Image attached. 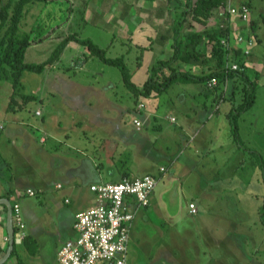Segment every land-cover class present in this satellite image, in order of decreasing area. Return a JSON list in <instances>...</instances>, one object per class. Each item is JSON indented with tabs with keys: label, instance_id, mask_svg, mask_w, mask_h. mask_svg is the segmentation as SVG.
Here are the masks:
<instances>
[{
	"label": "rangeland",
	"instance_id": "374dc122",
	"mask_svg": "<svg viewBox=\"0 0 264 264\" xmlns=\"http://www.w3.org/2000/svg\"><path fill=\"white\" fill-rule=\"evenodd\" d=\"M5 1L0 0V5ZM132 1L134 0H47L27 4L19 33L31 31L33 41L26 49L24 61L39 63L46 60L61 39L69 34H75L80 39L89 38L104 48L107 57H122L130 72V79L140 86L148 77L153 64L165 60L172 54L173 49H170L172 48L170 45H161V41H158L163 35L157 32L161 21L146 32H144L146 28L140 23L138 32L141 31L146 38L137 35V31H134L136 22L130 20L134 18L133 14L137 12V7L124 5V2ZM156 1L160 0H154ZM249 2L252 6L249 17L256 24L254 31L256 34L253 33L255 45L251 48V54L255 53L254 59L250 61L251 65L246 72L256 83L255 101L249 109L239 114L237 124L241 142L245 147L253 149L256 155L238 147L239 145L232 140L231 125L223 116L230 106H237L242 102L243 82L234 87H231L230 83L228 93L226 91L221 93L223 86L226 85L222 82L216 91L204 89L201 83H188L192 93L183 101L178 99L180 91L178 86H182V83H173L166 91L156 96L136 95L123 83L117 66L106 64L98 57L91 56L88 49L76 41L70 42L60 51L52 68L49 66L40 73L22 72L16 88L13 87L12 80L0 78V122L5 123L2 134L6 135L8 132L11 117L9 112L22 116L25 112L33 113L42 109L43 118L33 119L42 126L33 125L40 131V135L46 133L44 130L48 125L51 127L48 130L51 134L59 139H66L68 135L71 144L78 148L89 147L88 137L93 135L104 137L106 148H115L116 156H119L116 161L120 162V157L123 156L122 161L132 174L147 169L157 170L159 167L166 168V173H170L173 167L178 170L185 167L180 181L175 182L176 190H180L181 187L184 191V196H181V201L178 200L177 204L184 202L183 197L196 199V202L202 204L213 215L220 216L218 212H221L227 214L228 218L244 221L237 225L236 222H232L231 228L227 231H234L232 228L236 226V229L241 228L244 235L255 232L261 237L264 233V226L260 220L264 204V176L258 160L264 165V0H220L216 8L220 15V10H223L220 7L224 3L227 8L228 5L238 7ZM123 8L127 16L122 14ZM178 15L175 13V18ZM147 18L153 17L148 14ZM229 18H235L234 23L238 26L246 25L234 15H230ZM169 19L172 23V15H169ZM203 19L205 20L201 16L199 17L201 21H191L194 24L198 23L196 24L198 27ZM217 19L218 17H214L213 22L215 23ZM223 22L226 23L225 18ZM230 25L229 21L228 27ZM236 30L238 32H234L235 28L231 25L228 32L234 34V37L246 34L243 29ZM130 31L140 39L135 37L129 39ZM154 37L157 40L151 41ZM207 49L204 48L205 51ZM161 76L162 74L157 77L162 79ZM230 88L234 89L232 97ZM12 94L15 100L13 107L16 110L20 109L19 112L6 109ZM26 94L32 96L25 100ZM215 95H222L224 98V101H220L219 108H216L214 103ZM138 102L146 104L144 109L137 108ZM172 103L176 106L179 103L181 107L178 106L171 111ZM202 109L208 110L207 114L213 111L214 116L205 129L197 134V130H189L188 145L183 147L176 138V133H184L178 131V123L184 120L183 115L190 116L193 124L199 127L197 121ZM145 110L151 111L152 115L149 116L151 122L149 120L145 126L143 124L142 128L140 127L141 131H137L132 123L133 118L143 119ZM154 113L156 114L153 115ZM165 115H175L177 121L171 123L165 119ZM79 116L87 123L83 124ZM155 121L161 128L153 127ZM207 137L211 139V144L206 140ZM152 151L155 152L154 155L151 154ZM61 153L62 151H58L57 154ZM185 154H189V159L183 160ZM176 159L177 161L171 165L170 161ZM182 161L184 165L180 164ZM188 163L189 166H194L193 170L185 171ZM55 179L63 182L62 170L56 173ZM199 190L204 191L203 195L199 196ZM62 192L63 190H58L57 195L61 202L65 195ZM29 199L38 205L37 197ZM20 203L22 206L26 202ZM23 222L25 230H28V221L25 219ZM149 222L154 223V220L150 219ZM149 230L154 231V226L143 222L138 225L136 231L140 236V243L142 234L148 236ZM135 241L136 239L131 237L127 245L128 264H155L154 256L147 255L143 250L146 246L141 245L142 249L139 246L135 247ZM146 241L150 240L146 237Z\"/></svg>",
	"mask_w": 264,
	"mask_h": 264
},
{
	"label": "crops",
	"instance_id": "0c3cea01",
	"mask_svg": "<svg viewBox=\"0 0 264 264\" xmlns=\"http://www.w3.org/2000/svg\"><path fill=\"white\" fill-rule=\"evenodd\" d=\"M184 1L185 0H160L154 2V0H134L130 3L124 2V5H134L137 7V12L133 14L134 18H130V20H132L133 23L136 22L134 31H137L136 33L139 37L145 36L140 33L141 31L138 32L139 29L137 28L140 23L146 28L144 31L146 32L153 29L155 24L161 21L159 22L161 26L158 28L156 25V27L158 28L157 32L163 34V38L160 37L161 39L158 41H161V45H170V47H172L174 43L173 38L178 28L175 13L180 14L184 9ZM249 4L251 12L252 6L250 2ZM123 9L122 14L127 16L125 8ZM213 10V13L205 18V20L203 19V22L199 23L198 27L196 26L198 23L194 24L193 21H191V17H189L188 20L189 22L191 21V24L187 23V25H184L181 37L186 38V33L207 30L212 32L218 30L221 22L226 16L219 15L217 13V8V11L215 9ZM148 14L153 18H147ZM169 15L173 17L172 23H170L171 19H169ZM214 17H218L215 23L213 22ZM207 19L209 21H207ZM234 20L235 18H229L231 25L235 28L234 32H238L236 28L245 30L246 34L253 32L249 25L250 23L243 27L236 25ZM213 28L214 30H212ZM253 33L256 34V32ZM231 36L234 37V34H231ZM131 37L135 36L134 32L130 31L129 39H132ZM144 38H146V36ZM257 38L260 43V38L258 36ZM139 39L140 38H138V40ZM154 39L155 37L152 38L151 41ZM69 43H67L65 47ZM205 43L206 41L202 44L206 49L210 44L205 45ZM206 52L208 56L209 52L207 50ZM254 55L255 53H252L245 59L247 69L251 65L250 61L254 59ZM55 63L56 62L52 65ZM214 64L215 62L212 59H209L202 65L195 63L191 64L189 61H184L182 58H179L167 67V70H161V72H159L160 74L158 73L157 76L160 77L161 74L162 76H166L172 70L188 71L199 75L202 72H207L208 69L210 71ZM52 65L50 68H52ZM241 82L240 79L229 77L222 82L226 85L223 86L221 93L225 91L228 93V86L230 83L232 84L230 86L234 87L235 85H240ZM175 83H182V86H178L180 90L178 99L180 101L187 99V96L192 93L190 88H188V83L193 82ZM201 84L204 89L216 91L220 88L221 83L213 89H208L204 83ZM233 90V88H230V97L234 95V93L232 94ZM197 91L199 92V90ZM193 92H195V90H193ZM25 96L32 95L26 94ZM213 99L216 108H219L220 101H224L222 95H215ZM177 105L181 107V104L178 103ZM238 105L239 104H237V106ZM178 106L172 103L171 111L177 109ZM203 106L205 107V105ZM156 107L158 108V106ZM234 107H236V105L230 106L223 114L228 120V123L229 113ZM38 110L40 111L39 115L36 113L37 110L33 113L31 111L25 112L22 116H17L18 113L13 112H19L20 109L12 110L13 113L9 112L11 117L6 135L2 134L5 123L4 121L0 122V198L8 199L11 205L15 202L19 203L22 218L23 220L26 219L29 223L28 230H25L24 238L19 240L16 235H14L15 243L13 249L3 264H58V249L67 239L76 236L73 229L75 214L94 204L95 195L90 190V185L101 182H116L123 177L144 174L155 175L158 178L157 184L149 196V204L145 207L138 208L135 213V217L131 224L129 242L131 237H133V239H136L135 247L139 246L141 248V245L146 246V249L143 250L147 255L154 256L155 264H264V233L261 234V237L257 236L255 232L244 235L241 228L236 229V226L232 228L234 231H227L228 228H231L232 222H236L237 225L244 221L228 218L227 214L221 212H218L220 216L213 215L212 212L207 211L202 204L196 202V199L193 198L186 199L183 197L184 202L177 204L178 200L181 201V196H184V191L180 185V190H176L175 186L176 183L180 181L179 178L183 175L185 167L181 170L173 167L170 173H166V168L164 171H161V167H159L157 170L147 169L143 172L132 174L126 163L122 161L123 156L120 157L121 161L118 162L116 161L119 157L116 156L117 150L115 148H106L104 137H94V135L90 138L88 137L89 147L85 146L78 148L71 144L68 135H66V139H59L51 134L48 131L51 127L48 125L47 131L44 130L46 133H43L45 134V140L41 142L40 137L42 135H40V131L34 126H42L40 122L37 123L33 121L34 118H43L44 116L42 109ZM207 111L206 109L200 110L199 120H196L199 127L193 124L190 116L186 117L183 115L184 120L178 123L179 130H177L184 131V133H176L177 141L183 147L188 145L187 134L189 130H197V134L205 129L206 125L211 121V118L214 116L213 111L208 112V114ZM150 112L151 111L148 110L143 111L145 116L143 119L137 117V119L142 122V126L143 124L145 126L150 120ZM153 112L155 111L153 110ZM155 114L156 113L153 115ZM196 114L197 113H195V115ZM171 117L173 120H171ZM80 118L83 120V124L87 123L84 118ZM165 119L169 120L171 123L177 121L175 115H165ZM155 123L156 124L153 125L154 128H161V125L158 124L157 121H155ZM141 128L139 129L136 127L137 131H141ZM84 134H86V132H84ZM230 137H232V135ZM206 140L210 144L212 143L209 137H207ZM58 151H62V153L58 155ZM151 154L154 155L155 152L152 151ZM188 155L189 154H185L183 160L189 159ZM176 161L177 159L171 160V165ZM180 164L184 165L185 163L182 161ZM186 167L185 171H191L194 168V166H189V163ZM60 170H62V183L55 179L56 173ZM113 178H117V180H113ZM57 184H60V187H57ZM28 188L33 189L35 194L32 196L26 195V190ZM86 189H88L89 192H87ZM58 190H63L65 193L63 202L57 197ZM203 192L199 190V196L203 195ZM31 197H37L38 205L29 199ZM20 202L26 203L21 206ZM190 202L195 203L197 209L196 213L189 212L188 204ZM130 203L133 205L134 201L131 200ZM176 204L178 206H176ZM6 212V205L0 203V237L2 239V243H0V258L5 254L8 247ZM150 219L154 220V223L149 222ZM141 222L154 226V231L149 230L148 236H146L145 233L142 234V243H140V236L137 235L136 231V228ZM132 229L133 231H131ZM146 237L147 240H150V243L146 241ZM257 238L258 240H256ZM99 264L107 263L100 262Z\"/></svg>",
	"mask_w": 264,
	"mask_h": 264
},
{
	"label": "trees",
	"instance_id": "16d2710c",
	"mask_svg": "<svg viewBox=\"0 0 264 264\" xmlns=\"http://www.w3.org/2000/svg\"><path fill=\"white\" fill-rule=\"evenodd\" d=\"M37 1L47 0H6L0 5V78H7L12 80L13 87L16 88L20 83V77L24 71H33L36 73L42 72L45 68L51 66L57 59L58 54L70 41H76L83 45L91 56L98 57L102 62L117 66L121 72L123 83L134 94L142 95L145 97L156 96L166 91L175 82H193V83H206V81L215 76L218 79V84L224 82L229 77L240 79L243 82V100L234 107L229 113V123L231 125V135L235 143L241 148H244L256 155L257 153L248 147H245L240 140L239 127L237 124V117L243 111L249 109L255 101V80L247 75V66L245 59H242L240 50L235 49L233 52V59H236L242 69L227 70L225 67L227 60V49L220 43L221 36L228 33L229 27L225 29L218 28L216 31H202L186 33V38L181 35L184 30V25L191 24L189 17L192 20H199V17L206 18L213 13V9L219 5L220 0H185L184 9L177 17V32L174 36V43L172 44V54L165 60L158 61L153 64L149 70L148 77L139 87L130 79V72L126 67L122 57H107L104 48L99 47L93 43L89 38L80 39L75 34L65 36L56 45L52 53L46 60L34 63L24 61L26 49L33 41L31 39V31L19 33L21 19L23 17L24 9L27 4ZM250 6V4L248 3ZM226 23L229 21V16H226ZM188 21V22H187ZM252 31H255L256 24L253 20L249 21ZM163 38V35H161ZM206 38V40H205ZM210 44L208 47L209 54L203 48V44ZM183 46V47H182ZM251 55V54H250ZM249 55V56H250ZM248 57V56H247ZM182 58L184 61H189L191 64H205L209 59L214 60L215 64L212 69L201 74H193L188 71H175L172 70L162 79L157 78V74L164 68L169 67L174 61ZM30 96H26L27 100ZM13 94L10 96L8 109L14 110ZM258 160V159H257ZM259 166L262 167L264 176V165L262 161L258 160ZM260 220L264 226V204L260 213Z\"/></svg>",
	"mask_w": 264,
	"mask_h": 264
},
{
	"label": "built area",
	"instance_id": "2783aa9c",
	"mask_svg": "<svg viewBox=\"0 0 264 264\" xmlns=\"http://www.w3.org/2000/svg\"><path fill=\"white\" fill-rule=\"evenodd\" d=\"M222 16L234 15L246 24L250 21V6L242 3L238 7L225 3L220 9ZM228 22H221L220 28L225 29ZM220 43L227 49V70L242 69L240 63L233 59V49H239L243 59L251 54V48L255 45L253 32L246 35L231 36L230 32L220 38ZM208 89L218 85L215 76L210 77L206 83ZM145 105L138 102L137 108ZM36 113L39 115L40 111ZM171 120L173 118L171 117ZM137 128L142 126L139 119H134ZM45 134L40 137L44 142ZM161 171L165 168L161 167ZM157 177L152 174L123 177L116 182H101L90 185L94 193V204L75 214L73 229L76 236L67 239L57 251L58 264H127V245L130 237V229L138 208L149 204V196L157 184ZM60 187V184L56 185ZM35 191L26 190V195L32 196ZM134 201L132 205L130 202ZM12 224L14 235L21 240L25 236V227L21 215L20 205L15 202L11 205ZM189 212L196 213L194 202L188 204Z\"/></svg>",
	"mask_w": 264,
	"mask_h": 264
},
{
	"label": "water",
	"instance_id": "95a60500",
	"mask_svg": "<svg viewBox=\"0 0 264 264\" xmlns=\"http://www.w3.org/2000/svg\"><path fill=\"white\" fill-rule=\"evenodd\" d=\"M0 203H4L6 205V232H7V238H8V247L5 252V254L0 258V264H3L8 256L10 255L13 245L15 243V236H14V228L12 224V209L11 204L8 199L6 198H0Z\"/></svg>",
	"mask_w": 264,
	"mask_h": 264
}]
</instances>
